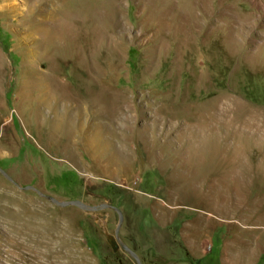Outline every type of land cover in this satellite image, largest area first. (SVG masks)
<instances>
[{
  "label": "rangeland",
  "instance_id": "1",
  "mask_svg": "<svg viewBox=\"0 0 264 264\" xmlns=\"http://www.w3.org/2000/svg\"><path fill=\"white\" fill-rule=\"evenodd\" d=\"M92 5L102 105L60 143L0 13V264H264V0Z\"/></svg>",
  "mask_w": 264,
  "mask_h": 264
},
{
  "label": "bare ground",
  "instance_id": "2",
  "mask_svg": "<svg viewBox=\"0 0 264 264\" xmlns=\"http://www.w3.org/2000/svg\"><path fill=\"white\" fill-rule=\"evenodd\" d=\"M87 3L88 0H0V13L13 33L15 47L26 49L24 55L35 62L26 68L25 75L16 76L21 84L19 93L29 100L31 93L37 90L34 99L49 112L42 118L44 124L40 128L45 138L54 143L68 141L74 128L81 130V125L88 122L84 116L88 104L102 105L99 82H92L96 91L89 86L87 49L97 32L88 14L89 8L91 11L95 8ZM74 14L79 18L75 23ZM62 67L69 68V77H77L74 84L61 80ZM10 71L11 66L0 50V96L5 91ZM52 116L51 121L47 120Z\"/></svg>",
  "mask_w": 264,
  "mask_h": 264
},
{
  "label": "water",
  "instance_id": "3",
  "mask_svg": "<svg viewBox=\"0 0 264 264\" xmlns=\"http://www.w3.org/2000/svg\"><path fill=\"white\" fill-rule=\"evenodd\" d=\"M0 172L3 175H5L3 173V171L0 170ZM24 189H27V188H24ZM29 189L33 190L35 193H37L41 197L45 198L46 200H48L49 202H51L52 204H54L57 207L76 206V207H78L80 209H87V207L85 205H83L82 203H80L78 201L60 202V201H57V200H55L54 198H52L50 196L41 194L40 192H38L37 190H35V189L31 188V187H29ZM105 208H109L111 210L116 211L118 213V215H119V219H121V213H120V211L117 208H115L113 206H110V205L103 204V205H100V206H98L96 208H92V210L105 209ZM116 239L119 241L117 234H116ZM121 245H122V247H125L123 244H121Z\"/></svg>",
  "mask_w": 264,
  "mask_h": 264
}]
</instances>
